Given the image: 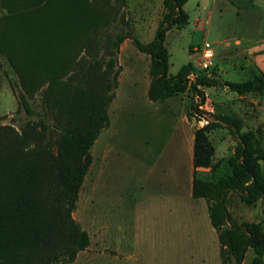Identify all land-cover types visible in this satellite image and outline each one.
I'll return each mask as SVG.
<instances>
[{
  "label": "trees",
  "instance_id": "1",
  "mask_svg": "<svg viewBox=\"0 0 264 264\" xmlns=\"http://www.w3.org/2000/svg\"><path fill=\"white\" fill-rule=\"evenodd\" d=\"M110 1L0 0V55L18 75L20 109L28 119L37 118L18 129L14 119L0 125V264H67L89 247L90 236L73 213L93 161L90 149L110 124L108 109L120 74L116 57L126 40L150 57L151 102L162 103L189 91L199 99L191 101L186 111L189 120L199 117L206 122L194 132L191 195L207 203L221 264H243L249 249L255 254L251 264H264L262 223H239L228 209L231 193L247 206L264 198L262 129L244 130L239 118L199 110L206 101L202 88L263 95L264 72L256 67L245 81H222L187 63L169 75L166 35L188 25L184 6L189 0H164L166 13L149 43L141 42L127 23L126 33L106 35L101 56L94 54L101 31L110 27L126 3ZM45 85L43 117L30 100ZM38 128L55 133V139L43 144L44 134ZM222 128L236 142L228 159L230 172L201 179L197 169L215 173L220 166L210 134Z\"/></svg>",
  "mask_w": 264,
  "mask_h": 264
},
{
  "label": "rangeland",
  "instance_id": "2",
  "mask_svg": "<svg viewBox=\"0 0 264 264\" xmlns=\"http://www.w3.org/2000/svg\"><path fill=\"white\" fill-rule=\"evenodd\" d=\"M184 9L189 15L188 25L166 35L169 75L193 63L200 73L215 74L222 81L240 82L251 77L256 66L249 50L255 47L254 42L264 39V0H189ZM165 13L164 0H126L110 27L101 31L94 46L98 52H92L101 56L106 35L126 33L130 29L127 23L141 42L149 43ZM206 45L213 57L212 66L204 70ZM116 58L120 74L108 109L110 124L90 149L93 161L73 213L89 234L90 245L67 264H221L207 203L191 195V162L189 167L181 165V161H189L188 154L182 158L179 149H172L177 128L183 134L192 128L190 137L206 124L199 117L189 120L186 116L191 101L198 103L199 99L189 91L162 103L151 102L147 95L150 57L126 40ZM45 89L46 85L42 86L30 100L43 117ZM202 90L206 94L205 104L199 107L202 113L239 118L244 130L262 129L260 143L264 148V94L241 97L222 87ZM19 91L18 75L0 55V125L12 124L14 119L18 129L37 122L20 109ZM37 130L44 134L43 144L55 139V133ZM184 137L188 141L186 134ZM210 139L220 165L214 179L230 172L228 159L236 142L226 128L211 133ZM162 166L168 170L162 172ZM177 179L183 184L181 194L176 190ZM228 209L237 222H260L264 227V198L247 206L231 193ZM254 255L249 249L243 264H251Z\"/></svg>",
  "mask_w": 264,
  "mask_h": 264
},
{
  "label": "crops",
  "instance_id": "3",
  "mask_svg": "<svg viewBox=\"0 0 264 264\" xmlns=\"http://www.w3.org/2000/svg\"><path fill=\"white\" fill-rule=\"evenodd\" d=\"M253 44H254L255 47H253V48H251L249 50V52L252 53L251 54V56H252V63H254V65L259 70H261L262 72H264V39H261L259 41H256ZM251 95H258V94H251ZM243 96H245V95H243ZM243 96H241V97H243ZM171 99H174V98H171ZM168 100H170V99H168ZM183 126L184 125H182V127ZM191 129L192 128L189 129V127L186 129V133L185 134L187 135V138H189V139H188V141L187 140L185 141L186 138L184 137V135H185V134H183L184 132L182 133V131L180 130V128L179 129L177 128L178 132L176 134V140L174 142V145H173L172 149H174V150L179 149L180 152H182V158L186 157V155L188 154V158H189L188 160L189 161H187L186 164H183L182 161H181V165H182V167L183 166L189 167V163L191 162L190 171H191V174L192 175H190V177H191L190 182H191V186H192V179H193V174H194V168H193V164H192V159H193V145H194V133H190L191 135H190V137H188L189 136V132H191ZM111 147H109L110 148L109 151H112ZM157 157H158V155H157ZM164 160L162 161L163 163H164ZM158 161H159V158H158ZM158 163L160 164V162H158ZM157 167H158V165H157ZM162 167H164V169L161 168L162 172L163 171L165 172V171L168 170V167L167 168L165 166H162ZM152 170L155 172L156 167L153 168ZM196 175H197V177H199L201 179L207 180L209 177H210V179L212 178L213 172L210 169L199 168V169L196 170ZM176 183H177V188H178L176 190L179 192V194H181V191L180 190L182 189V185L183 184L181 182H179V180ZM173 192H175V190H173Z\"/></svg>",
  "mask_w": 264,
  "mask_h": 264
},
{
  "label": "built area",
  "instance_id": "4",
  "mask_svg": "<svg viewBox=\"0 0 264 264\" xmlns=\"http://www.w3.org/2000/svg\"><path fill=\"white\" fill-rule=\"evenodd\" d=\"M207 48L205 49V62L202 64V69L207 70L209 67L212 66V57H213V52L212 49L209 47V45H206ZM192 78V76H191Z\"/></svg>",
  "mask_w": 264,
  "mask_h": 264
}]
</instances>
